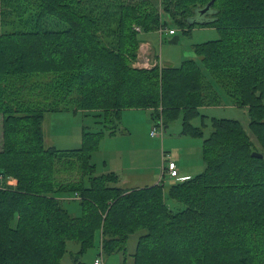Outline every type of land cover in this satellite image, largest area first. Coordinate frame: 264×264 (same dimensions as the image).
Segmentation results:
<instances>
[{
  "label": "trees",
  "instance_id": "1",
  "mask_svg": "<svg viewBox=\"0 0 264 264\" xmlns=\"http://www.w3.org/2000/svg\"><path fill=\"white\" fill-rule=\"evenodd\" d=\"M0 0V264H70L96 245L125 264H264V0ZM166 14H165V13ZM189 32L215 27L199 43L202 64L135 67L139 34L165 29L162 16ZM212 15L199 20L197 16ZM176 32V31H175ZM223 94L247 107L249 128L213 118L203 140L205 169L169 187L126 189L114 171L97 174L92 156L108 131L84 129L83 144H45L47 112L97 113L102 123L127 109H148L155 126L191 120ZM101 122V121H100ZM72 192L81 214L62 205ZM138 238L132 263L127 243Z\"/></svg>",
  "mask_w": 264,
  "mask_h": 264
},
{
  "label": "rangeland",
  "instance_id": "2",
  "mask_svg": "<svg viewBox=\"0 0 264 264\" xmlns=\"http://www.w3.org/2000/svg\"><path fill=\"white\" fill-rule=\"evenodd\" d=\"M165 13V12H164ZM166 14V13H165ZM199 17V20H205L212 15ZM166 21L164 33L158 29L141 32L139 40L141 43L148 42L153 50L151 60L161 61L160 65L178 66L186 59H195L202 64L201 57L197 55L195 46L208 40L216 39L220 36V32L215 27L195 25L189 32L185 30L173 18L167 15L162 16ZM174 29L175 34L170 35L169 30ZM178 35L179 40L176 43L170 40ZM142 45L139 46L138 56L141 52ZM137 56V58H138ZM223 100L218 105H204L200 107V115L191 120L192 126L201 128L202 136H192L183 134V114L181 113L177 119L172 121L167 127L163 125L155 126V122L151 119L150 110L148 109H127L122 111L119 120H111L102 123L103 117L96 116V112L85 114L83 112L74 113L73 111L47 112L44 122L43 131L45 134V144L54 145L59 149H76L82 146V133L84 129L98 131L116 130L114 134L106 131L102 137L100 146L92 156V161L96 164V173H107L105 163L108 165L117 163L121 168V177L127 179L128 174L135 175L140 171H148V174L154 178L157 183H161L163 167L168 166L170 160L177 164L180 175L195 176L205 169L202 148L203 140L213 131V118H233L239 120L246 128L254 143L253 148L261 150V146L255 135L249 128L250 116L247 107L238 106L230 96L223 94ZM101 121V122H100ZM2 116L0 115V148L3 142L2 136ZM152 131L155 132L152 135ZM143 149L138 157L137 153ZM147 156L144 157V154ZM166 158L164 161L163 155ZM111 172V171H109ZM116 173V172H115ZM137 176H146L145 174H136ZM178 182L176 178H172L166 169L164 181V194L168 204L172 205L175 210L182 209L184 205L174 201L168 195L171 185ZM130 181H126L128 185ZM143 181L134 180L131 184H141ZM152 184V183H149ZM62 205L67 208L74 216L81 214L79 200L74 193L61 192ZM138 238V233L133 234L127 243V263H132L133 253ZM99 239L96 245L90 248L86 253L81 255L80 260L93 264L100 255ZM79 245L76 242L69 241L67 245L68 252L62 258L63 264L72 262L71 254L76 252ZM103 264H125L122 252L112 255L103 254Z\"/></svg>",
  "mask_w": 264,
  "mask_h": 264
},
{
  "label": "crops",
  "instance_id": "3",
  "mask_svg": "<svg viewBox=\"0 0 264 264\" xmlns=\"http://www.w3.org/2000/svg\"><path fill=\"white\" fill-rule=\"evenodd\" d=\"M141 45H142L141 50H140L141 52L139 53L138 58L134 61V66L135 67H140V68H142L143 66H146L144 64V60H145L146 57H149V58L153 59L152 54H153V52H155L153 50L152 46L148 42H143V43H141ZM155 54H156V52H155ZM143 151H145V150L141 149L140 152L137 153V157ZM146 156H147V153L144 154V157H146ZM104 163H105L106 169L108 170L107 172L114 171L117 174H119V176H120V185L123 188L131 189V188L143 187V186H146V185L157 184V182L152 177L153 175L148 173V171L142 170L139 173H136V174H145L146 176H140V175L137 176L136 174L135 175L128 174L127 175V179H124V178L121 177V173H120L121 168H119L117 166L116 162H114L113 164H110V165H108L107 162H103L102 164H104ZM148 174H150L152 176H150ZM130 180H131V183L134 180H140V181H143V183H141V184H131L130 183V184L126 185L125 182L126 181H130ZM149 183H152V184H149Z\"/></svg>",
  "mask_w": 264,
  "mask_h": 264
},
{
  "label": "built area",
  "instance_id": "4",
  "mask_svg": "<svg viewBox=\"0 0 264 264\" xmlns=\"http://www.w3.org/2000/svg\"><path fill=\"white\" fill-rule=\"evenodd\" d=\"M164 30L163 29L159 30V31H161V35L164 33ZM175 33L176 32H175L174 29H170L169 30V34L170 35H173ZM160 62L161 61L159 60V58L156 61H154V60H151V58L146 57L145 60H144V64L146 66H143V67H145V68H151L153 66L160 65ZM160 126H161V128H163V124L162 123H161ZM151 134L154 135L155 132L152 131ZM163 157H164V161H165V158H166L165 154L163 155ZM166 169L169 171L170 176L172 178H176L178 181L179 180H185V179H187L189 177L188 175L187 176L180 175V172L178 170L177 164L174 161L170 160L169 163H168L167 168L166 167H163L162 175L160 177V181L159 182H163L164 181V178H165V175H166ZM100 249H101V247H100ZM102 255L103 254L100 255L101 257L96 258V260L94 261L93 264H103V256Z\"/></svg>",
  "mask_w": 264,
  "mask_h": 264
},
{
  "label": "water",
  "instance_id": "5",
  "mask_svg": "<svg viewBox=\"0 0 264 264\" xmlns=\"http://www.w3.org/2000/svg\"><path fill=\"white\" fill-rule=\"evenodd\" d=\"M214 2H215V0H211V1L206 5V7L203 8V9L201 10V12H202V13H205L206 11H208ZM178 40H179V36L176 35V36H174L170 41L173 42V43H176V42H178ZM252 156H254V157H258V158H263V157H264V154H263L262 152H259V151H253V152H252Z\"/></svg>",
  "mask_w": 264,
  "mask_h": 264
}]
</instances>
